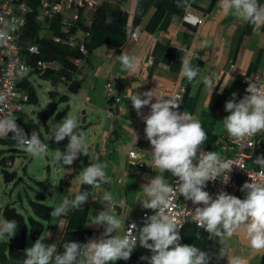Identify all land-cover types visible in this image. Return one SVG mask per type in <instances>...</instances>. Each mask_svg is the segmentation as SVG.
<instances>
[{
    "label": "clouds",
    "instance_id": "1",
    "mask_svg": "<svg viewBox=\"0 0 264 264\" xmlns=\"http://www.w3.org/2000/svg\"><path fill=\"white\" fill-rule=\"evenodd\" d=\"M221 9L225 14H231L246 23L264 25V5H260L258 0H221ZM9 38L7 32L0 31V42ZM116 59L123 70L135 74L139 69L136 57L122 53ZM28 70L24 65L19 69L21 74ZM198 73L199 69L190 60H183L180 73L182 77L192 82ZM205 83L212 95L215 86L211 79H206ZM245 91L247 94L239 102L235 101L236 94L233 93L232 99L225 103L224 110L230 115L222 120V125L226 133L240 143L241 147L247 145L251 148L252 144H246L248 138L264 133V86H258L255 81L249 82ZM126 93L137 116L142 115V108L150 106V113L142 117L144 133L152 149L149 153L152 167L158 169L160 175L141 186L143 198L138 203L143 209L153 210L154 214L145 218L143 227L137 228L133 223L123 236H117L112 234L121 228L124 221L105 209L93 216L89 225L104 226V232L98 239H90L84 244L67 242L63 245L62 254L57 252L56 244L46 245L42 243L43 239H37L32 247L25 250L26 259L23 264H114L117 260H128L137 242L140 247L152 253L150 257H141L148 264H210L213 259L210 252L178 243L182 225L178 227L171 211L176 207L174 200L178 196L191 201L193 205H202L187 213L211 239L219 238L222 243L237 231L243 230L251 249L264 250V156H257L253 162L259 167L257 175L262 179L250 178L251 183L242 185L240 191L245 193L243 199L225 191H220L213 198L203 190L207 182L226 173L222 182L227 183L228 173L237 164L223 160L218 153L202 150L201 146L207 139L206 133L196 117L186 111H176L180 107L179 95L158 96L155 89L137 94L133 88H129ZM154 98L155 103H152ZM5 99L4 95H0V103ZM78 124L76 116H66L53 125L51 138L57 143L66 137L69 141L63 152L56 150L54 154V160L62 162L63 166L72 165L78 159V154L88 155L86 137L83 131L77 129ZM9 134L16 141L17 147L33 157L46 156L49 151L48 145L37 133L28 136L18 127L15 119L0 116V136ZM136 140L135 134V143ZM132 155L135 156V153ZM237 167L243 169V164ZM165 171L178 178L175 187L164 179ZM78 180L82 185L100 187V183L107 182L104 166L93 164L85 167ZM88 198L87 192L77 194L72 200L65 198L50 215L59 217L70 208L79 209ZM103 199L112 202V194L105 192ZM16 229V221L3 220L0 222V238H11ZM224 256L225 250L221 248L215 259L219 260ZM80 257L83 259H78ZM227 260L228 264H242L239 257Z\"/></svg>",
    "mask_w": 264,
    "mask_h": 264
},
{
    "label": "crops",
    "instance_id": "2",
    "mask_svg": "<svg viewBox=\"0 0 264 264\" xmlns=\"http://www.w3.org/2000/svg\"><path fill=\"white\" fill-rule=\"evenodd\" d=\"M23 1L29 11H35L36 6L39 11L40 0ZM258 3L264 5L263 0H258ZM121 10L127 31L138 33V37L120 48L104 45L90 57L91 70L82 78L77 99L94 111L103 112L104 121L88 122L84 110L88 128L95 126L98 139L93 145L91 160L88 147L87 156L78 154V159L67 165L72 173L82 172L75 170L77 162L83 169L93 164L103 165L107 182L100 183V187L96 188L78 181L73 193L69 192L72 184L65 183L69 195L84 191L89 197L79 208L81 210L72 212L75 221L80 218V231L87 230L85 227L91 224V218L107 209L124 221L121 228L112 234L117 236H123L129 218L146 210L138 203L143 198L141 186L160 175L159 170L152 167L149 154L152 149L144 133L142 117L150 113V106L142 108V115L137 116L126 91L133 88L134 93L142 94L155 89L156 94L163 97L178 94V109L196 117L206 133L202 150L218 153L222 158L226 154L223 144L228 136L222 120L230 115L224 110V105L232 99L233 93L236 94V102L247 94L244 78L264 71V25L256 26L225 14L221 9V0H122ZM186 14L202 19V24L193 27L184 22ZM122 53L138 59L139 69L135 74L122 69L116 59ZM184 59L190 60L199 69L192 82L180 75ZM109 72L119 79L116 93L124 97L120 107L108 104L105 83ZM206 79H211L215 86L212 95ZM152 103H155V98ZM110 110L118 113V117L108 118L107 111ZM130 152L137 153L141 159L130 163ZM163 177L169 184L173 178L167 171ZM105 192L112 194V202L101 201ZM90 230L93 233L96 231L99 238L104 226L92 225ZM221 248L225 250V256L218 264H228L227 259L234 256L239 257L242 264H264V250L251 249L243 230L225 239ZM134 252L141 259L136 248Z\"/></svg>",
    "mask_w": 264,
    "mask_h": 264
},
{
    "label": "trees",
    "instance_id": "3",
    "mask_svg": "<svg viewBox=\"0 0 264 264\" xmlns=\"http://www.w3.org/2000/svg\"><path fill=\"white\" fill-rule=\"evenodd\" d=\"M122 0H103L95 9H79L77 19L63 24L61 16H53L39 19L37 11H30L26 17V24L21 30L16 43L19 46L21 59L29 67L34 66L33 73L29 74L23 81L18 84V90L26 94L27 102L23 104L21 112L17 113L16 123L22 127L25 134L30 136L37 133L42 139L43 133L40 127H43L44 133L49 134L50 128L47 125L49 115L39 111L36 115L38 123L34 118L28 116L27 106H38L39 100L31 77L41 78L50 82L54 86H60L61 91H49L48 96L55 102L51 105L58 106L60 103H67L66 107L56 113L53 119L63 118L64 115L72 109L69 104L72 97L77 96L82 87V78L87 76L91 70L90 57L98 48L108 45L114 48H120L127 43V25L121 10ZM43 31V34H42ZM72 39V40H71ZM81 45L84 51H80ZM35 46L38 54H30L28 48ZM80 61L79 65L75 61ZM41 61L52 65L41 69L35 67L37 62ZM55 65V67H54ZM107 79V78H106ZM54 103V104H53ZM108 104H113V99H108ZM33 113V112H32ZM88 123L78 124L77 129L86 133ZM66 137L61 142H55L57 149L64 151L68 144ZM7 154V155H6ZM17 154L26 157L16 145L11 134L3 136L0 139V174L3 183L17 184L22 178H17V172L11 170ZM62 163V162H61ZM26 166L24 167V169ZM77 171H75L76 173ZM35 184L47 191V181H36ZM67 188V186L65 185ZM60 189H63L60 185ZM64 197L72 200L77 194L69 195L64 190ZM37 200H29V209L31 215L24 217L23 213L18 211L14 205L8 204L3 210V217L6 221H16L17 229L15 234L10 238L5 236L0 238V264H23L26 259L25 250L29 244L33 245L37 239H40L44 232L53 230L51 225L52 216L50 213L54 210L53 206L44 203L45 194L34 190ZM85 203L81 206L83 207ZM86 207V206H85ZM81 209L70 208L66 214L61 215L68 221L72 218V212ZM69 225H73L70 227ZM65 227L67 235L69 231L79 232L82 227L81 223L76 221ZM76 226V227H74ZM182 245L195 246L202 251H208L212 254L213 259L210 264H218L219 260L215 259L221 249L219 238H210L209 234L203 228H197L191 221H186L180 229ZM82 242H80L81 244ZM145 264L142 259L136 257L133 251L128 260H117L114 264Z\"/></svg>",
    "mask_w": 264,
    "mask_h": 264
},
{
    "label": "built area",
    "instance_id": "4",
    "mask_svg": "<svg viewBox=\"0 0 264 264\" xmlns=\"http://www.w3.org/2000/svg\"><path fill=\"white\" fill-rule=\"evenodd\" d=\"M102 1L103 0H40L39 11L41 12L38 14L39 17L37 18L42 19L58 15L63 18V24L69 23L77 19V11L79 9H95ZM29 12L30 11L28 10L26 3L23 0H0V31L7 32L10 37L5 41L0 42V95H4L6 97L5 101L0 103V116H9L15 120L17 113L21 112L23 104L26 103L28 99L26 94L21 93L18 90V83L23 81L29 74H32L34 69V66H27L21 59L19 46L16 43L19 33L25 27L26 17ZM183 21L193 27L202 24V19L196 18L190 14H186ZM137 37L138 33L128 32L126 37L127 42L134 41ZM80 51H84V47L82 45L80 47ZM28 52L30 54H38V49L37 47L32 46L28 48ZM75 64L79 65L80 61L76 60ZM21 65H24L29 69L24 74H21L19 71ZM49 66L53 67L50 64L38 61L35 67L44 69ZM118 80L119 79L115 74L109 72L105 83V93L107 99H113L112 105H119L120 107L123 105L122 101L124 97H121L116 93V90L119 89ZM254 81L258 84V86H264V71L253 77L244 78V84L247 87L249 82ZM176 111L183 112L180 109H177ZM107 117L117 118L118 113L116 114L112 110L107 111ZM17 125L20 129H22L19 124ZM1 138H3V136H0V139ZM247 143H250L253 146L251 148L247 145H245V147H241L240 143L236 142L229 135L226 136L223 144V150L226 154L222 157V159L225 161H233L237 164V166L243 164V169L233 165L232 171L228 173L229 179L227 183L222 182L226 173L217 175L216 180L214 181H208L203 190L207 191L213 198H215L220 191H225L230 195L243 199L245 197V193L240 191L242 185L246 182L251 183V179H262L257 175L260 170L259 167L253 162L257 156H264V133H258L255 136L249 137L246 141V144ZM132 153L135 152H130L128 154L129 161L134 164L138 162L141 157L137 153L133 156ZM138 165L142 166V163H139ZM177 179L178 178L173 176L170 185L175 187ZM174 204L176 207H174L171 211L175 215L178 227L181 225L183 226V224L189 220L197 228H199L188 215L187 211L202 205H193L191 201H185L182 196H178V198L174 200ZM153 214V210L146 209L141 214L129 218L125 225L123 235L133 223L137 225V228L143 227L145 218ZM134 234H136L135 231ZM178 243L182 245V240L180 239ZM145 264H148V262L146 261Z\"/></svg>",
    "mask_w": 264,
    "mask_h": 264
},
{
    "label": "rangeland",
    "instance_id": "5",
    "mask_svg": "<svg viewBox=\"0 0 264 264\" xmlns=\"http://www.w3.org/2000/svg\"><path fill=\"white\" fill-rule=\"evenodd\" d=\"M35 11H38V6ZM39 11L38 13H40ZM43 34V31H42ZM31 81L35 87L39 105L38 106H27L25 105V109L29 112L27 113L30 118H34L38 123L40 120H37V113L39 111H43L49 115V119H47V125L50 128V133H44L43 127H40L43 133L42 139L45 144L48 145L49 151L46 156L43 157H33L30 154H25L26 157L24 158L22 154H17L14 160V163L11 167V170L17 172V179L22 178L20 182L17 184L11 183L6 184L3 183L2 177L0 174V222H3V210L6 205H14V207L23 213L24 217L31 215V211L29 209V200H37L34 195V190L42 192L45 194L44 203L50 204L55 207L60 205L63 201V196L65 191L69 190V188L65 187V183L72 184L70 193H73L76 185L78 184V177L81 173L71 172L67 169V165L63 166L62 163H57L54 160L55 151L58 150L54 139L51 138L53 132V125L59 123L63 120L66 116H76L82 113L84 110L87 113V121L88 122H103L104 121V113L96 109L95 111L89 105L81 104L80 101L77 99L78 96L72 97L69 104L72 105V109L68 111L63 118L60 119H53L59 111H62L67 103H60L56 106L51 105L50 102H55L56 100H52L48 96L49 91H61L60 86H54L50 82L41 79L35 78L34 76L31 77ZM33 112V113H32ZM105 116V115H104ZM78 126V125H77ZM95 126L86 129L85 137H86V144L89 147V156L90 160L92 158V151L93 145L95 141L98 139V130L95 133ZM22 150V149H21ZM23 151V150H22ZM24 152V151H23ZM7 155V154H6ZM76 161V160H75ZM26 168L24 169V167ZM75 170L82 171L83 168L77 162ZM36 181H47L48 189L44 191L41 189L40 186L35 184ZM60 185L63 189H60ZM78 194L84 193V191L77 192ZM104 203V200H101ZM87 202V201H86ZM91 210H95V208L91 207ZM76 215V214H75ZM78 216V215H77ZM78 221L80 218L77 219ZM70 224L76 223V221L71 218L70 221L65 217H56L52 216L51 225L54 228L53 230H48L44 232L40 239L42 243L46 245L56 244L57 252L62 254L64 249L63 245L67 242H77L80 244L87 243L90 239H98L96 236V231L93 233L90 229L89 224L85 227L87 230L76 232L75 230L69 231L67 235H63L65 233V227ZM72 227L73 225H69ZM76 227V226H74ZM77 228V227H76ZM49 234V235H48ZM48 235V236H47ZM33 245L29 244L27 249L32 247ZM136 252L139 257H150L151 252L147 249H144L139 246V242L137 244ZM82 260L83 258H78ZM136 264V263H133Z\"/></svg>",
    "mask_w": 264,
    "mask_h": 264
},
{
    "label": "water",
    "instance_id": "6",
    "mask_svg": "<svg viewBox=\"0 0 264 264\" xmlns=\"http://www.w3.org/2000/svg\"><path fill=\"white\" fill-rule=\"evenodd\" d=\"M78 119V123L81 125H84L86 123V116H85V111H83L82 113H80L77 117Z\"/></svg>",
    "mask_w": 264,
    "mask_h": 264
}]
</instances>
